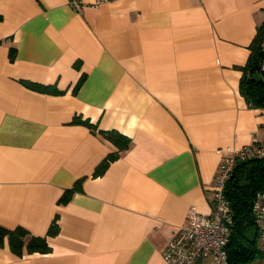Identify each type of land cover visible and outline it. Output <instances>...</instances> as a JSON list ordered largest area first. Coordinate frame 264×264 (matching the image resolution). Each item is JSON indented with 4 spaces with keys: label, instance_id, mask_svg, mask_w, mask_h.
<instances>
[{
    "label": "crops",
    "instance_id": "crops-1",
    "mask_svg": "<svg viewBox=\"0 0 264 264\" xmlns=\"http://www.w3.org/2000/svg\"><path fill=\"white\" fill-rule=\"evenodd\" d=\"M82 1L0 0V225L50 248L5 239L0 264H167L189 208L212 210L221 150L264 142L238 86L264 0ZM101 130L131 141L94 176L116 148Z\"/></svg>",
    "mask_w": 264,
    "mask_h": 264
},
{
    "label": "trees",
    "instance_id": "trees-1",
    "mask_svg": "<svg viewBox=\"0 0 264 264\" xmlns=\"http://www.w3.org/2000/svg\"><path fill=\"white\" fill-rule=\"evenodd\" d=\"M250 53L245 64L240 68L242 75L239 80V92L251 107L264 111V22L256 30V34L249 45ZM14 55V48L10 51ZM81 78L77 86L81 83ZM28 85L36 90L57 92L54 87L35 83ZM89 126L92 124L85 121ZM94 128V127H93ZM101 136L109 140L116 148L108 153L95 167L93 175L104 172L109 163L116 159L122 150L130 144V138L114 130H101ZM81 179L77 180L71 188L65 189L59 197L58 203H67L74 191L79 190ZM264 190V156L248 160L237 161L225 186V196L233 208L234 218L231 227L227 253L230 261L234 263H251L262 257L258 247V226L251 222V204L255 195ZM56 232V223L53 221L46 235ZM6 239L9 249L16 255L28 252H47L50 250L46 236L31 234L25 227L16 226L8 228L0 225V245Z\"/></svg>",
    "mask_w": 264,
    "mask_h": 264
},
{
    "label": "built area",
    "instance_id": "built-area-1",
    "mask_svg": "<svg viewBox=\"0 0 264 264\" xmlns=\"http://www.w3.org/2000/svg\"><path fill=\"white\" fill-rule=\"evenodd\" d=\"M100 1L96 0V3ZM82 4V0H69L73 8ZM221 152L223 158L212 181V210L204 214L194 206L189 208L186 223L179 227L163 250L167 264H199L203 260L210 261V264H245L234 263L228 258L227 243L234 213L225 196V186L237 161L264 156V142H253L239 148L226 146ZM251 213L257 222L259 248L264 254V190L255 195Z\"/></svg>",
    "mask_w": 264,
    "mask_h": 264
},
{
    "label": "water",
    "instance_id": "water-1",
    "mask_svg": "<svg viewBox=\"0 0 264 264\" xmlns=\"http://www.w3.org/2000/svg\"><path fill=\"white\" fill-rule=\"evenodd\" d=\"M251 222H254V219H251Z\"/></svg>",
    "mask_w": 264,
    "mask_h": 264
}]
</instances>
